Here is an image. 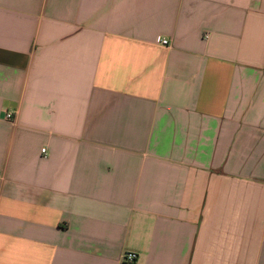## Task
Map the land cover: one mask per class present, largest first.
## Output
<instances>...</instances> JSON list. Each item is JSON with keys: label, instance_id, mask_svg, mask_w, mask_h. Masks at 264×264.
Segmentation results:
<instances>
[{"label": "crops", "instance_id": "crops-1", "mask_svg": "<svg viewBox=\"0 0 264 264\" xmlns=\"http://www.w3.org/2000/svg\"><path fill=\"white\" fill-rule=\"evenodd\" d=\"M131 252L264 264V0H0V264Z\"/></svg>", "mask_w": 264, "mask_h": 264}, {"label": "built area", "instance_id": "built-area-1", "mask_svg": "<svg viewBox=\"0 0 264 264\" xmlns=\"http://www.w3.org/2000/svg\"><path fill=\"white\" fill-rule=\"evenodd\" d=\"M163 45H168V41L167 40H163L162 41ZM6 120L8 121H12V119L14 118V113L11 111H7L6 115H5ZM42 154L43 155H47V151L46 149L42 150ZM138 261V255L136 253H126V255L124 256V262L127 264H135Z\"/></svg>", "mask_w": 264, "mask_h": 264}]
</instances>
